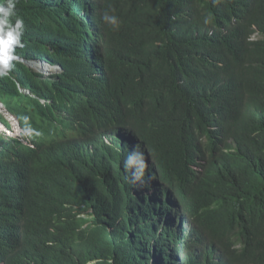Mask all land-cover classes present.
I'll list each match as a JSON object with an SVG mask.
<instances>
[{
	"label": "trees",
	"instance_id": "obj_1",
	"mask_svg": "<svg viewBox=\"0 0 264 264\" xmlns=\"http://www.w3.org/2000/svg\"><path fill=\"white\" fill-rule=\"evenodd\" d=\"M15 11L21 57L61 70L15 63L0 78L4 108L40 133L0 138V264H81L95 243L105 264H139L125 263L136 201L154 219L169 209L155 242L165 264H264V0H16ZM135 145L145 183L162 188L153 203L126 191Z\"/></svg>",
	"mask_w": 264,
	"mask_h": 264
},
{
	"label": "clouds",
	"instance_id": "obj_2",
	"mask_svg": "<svg viewBox=\"0 0 264 264\" xmlns=\"http://www.w3.org/2000/svg\"><path fill=\"white\" fill-rule=\"evenodd\" d=\"M15 8L16 0H6V6H0V78L9 76L15 63H22L26 68L42 75L44 78L50 77L53 74H58L61 70V67L58 65H50L46 61L28 60L21 57L20 51L17 48L24 47L22 37L25 31V25L23 19L16 13ZM102 20L107 25L111 26L113 30H119L120 21L116 15L111 14L110 12H104ZM28 63L31 65L33 64L34 66L38 65L47 71L54 70L57 72H54L49 76H44L42 73L34 71ZM20 91H22V89H20ZM25 93L29 94L28 91ZM13 114L12 111L9 112L4 108L0 101V138H17L23 143H28L25 138L26 133L28 134L29 132L30 135L34 134L36 136L40 135L38 131H35L28 125L22 127L20 125L21 121L14 116L15 114ZM6 124L9 126L7 127ZM107 141V143H109L111 138L109 137V140L107 138ZM123 167L127 173L125 179L132 183L130 184L127 182L126 191L130 188L131 192L129 194L131 196L134 195L137 200H140L143 204L146 202L145 195L149 196V200L152 203L155 202L157 200L155 192L154 195L146 193L150 187L145 183L146 171L149 168V163L146 154L140 149L139 145L133 146V148L127 153ZM147 178L150 179V176ZM135 207L136 210H139L140 214H142L143 219L139 218V214H135L136 222L131 225L132 229H130L128 224L125 225V231L128 233V237H131L132 233L135 232L132 238L133 242H130L131 247L128 248V253L126 254L125 263L130 262V259H132L133 262L142 264H165V253L162 249L156 248L155 242L161 238L163 230L166 228V225H168L170 214L166 215V212L162 207L159 209L158 213L154 212L155 215H158V217L154 219L149 217V214L144 213L143 206L140 205L138 201L135 202ZM80 216L83 218L89 217L88 214H81ZM117 223H121V220L118 219ZM151 232H153V236L148 238L146 234ZM119 259L122 260V257L120 256ZM109 262L112 263V260L110 259ZM81 264H105L100 255L98 243H95L90 247Z\"/></svg>",
	"mask_w": 264,
	"mask_h": 264
},
{
	"label": "rangeland",
	"instance_id": "obj_3",
	"mask_svg": "<svg viewBox=\"0 0 264 264\" xmlns=\"http://www.w3.org/2000/svg\"><path fill=\"white\" fill-rule=\"evenodd\" d=\"M28 65L30 67H32L34 71L39 72V73H42L44 76H49V75L53 74L54 72H57V71H54V70L47 71V70L42 69L38 65L34 66L33 64L31 65L30 63H28ZM158 191H162V188L161 189H158V187H156V189L155 188H149L146 191V193L147 194H150V195H154V192H155V196H158V194H159ZM163 209H164V211L166 212V215H167L168 212H169V209L164 208V207H163Z\"/></svg>",
	"mask_w": 264,
	"mask_h": 264
},
{
	"label": "built area",
	"instance_id": "obj_4",
	"mask_svg": "<svg viewBox=\"0 0 264 264\" xmlns=\"http://www.w3.org/2000/svg\"><path fill=\"white\" fill-rule=\"evenodd\" d=\"M9 126V125H8ZM10 128V127H9Z\"/></svg>",
	"mask_w": 264,
	"mask_h": 264
}]
</instances>
